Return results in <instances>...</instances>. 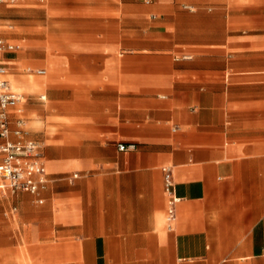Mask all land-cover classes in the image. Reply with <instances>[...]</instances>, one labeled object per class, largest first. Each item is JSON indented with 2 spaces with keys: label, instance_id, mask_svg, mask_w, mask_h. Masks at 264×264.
Wrapping results in <instances>:
<instances>
[{
  "label": "crops",
  "instance_id": "crops-1",
  "mask_svg": "<svg viewBox=\"0 0 264 264\" xmlns=\"http://www.w3.org/2000/svg\"><path fill=\"white\" fill-rule=\"evenodd\" d=\"M44 1L0 2L48 179L0 178V264H264V0Z\"/></svg>",
  "mask_w": 264,
  "mask_h": 264
},
{
  "label": "built area",
  "instance_id": "built-area-1",
  "mask_svg": "<svg viewBox=\"0 0 264 264\" xmlns=\"http://www.w3.org/2000/svg\"><path fill=\"white\" fill-rule=\"evenodd\" d=\"M4 0H0L3 2ZM152 2L154 0H144ZM17 46L8 44L0 39V54L14 51ZM38 73L44 74V70ZM25 99L22 93L11 89L7 79V69L0 63V178L2 186L12 193L19 191L37 194L48 182L47 170L40 144L33 139L25 137V129L21 119L17 128L10 126L9 112ZM15 136L16 139H11ZM135 144L119 143L118 149L125 151L135 148ZM164 191L168 196V220L176 217V206L180 198L175 193V182L171 167H164Z\"/></svg>",
  "mask_w": 264,
  "mask_h": 264
},
{
  "label": "rangeland",
  "instance_id": "rangeland-1",
  "mask_svg": "<svg viewBox=\"0 0 264 264\" xmlns=\"http://www.w3.org/2000/svg\"><path fill=\"white\" fill-rule=\"evenodd\" d=\"M50 1H51V0H45L44 3H47V4H48ZM42 19H44V17H43ZM36 30H40V31H42V30H44V28H43V27H38V28H36ZM58 31H60V30H58ZM28 67H32V68H34V69L37 68L36 65H28V66H25V70H26Z\"/></svg>",
  "mask_w": 264,
  "mask_h": 264
}]
</instances>
